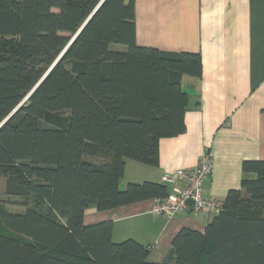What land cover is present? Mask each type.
<instances>
[{"label": "trees", "instance_id": "16d2710c", "mask_svg": "<svg viewBox=\"0 0 264 264\" xmlns=\"http://www.w3.org/2000/svg\"><path fill=\"white\" fill-rule=\"evenodd\" d=\"M202 73L199 53L137 44L136 0H0V264H264V160L244 162L257 179L162 263L115 242L112 222H84L169 196L121 182L128 160L152 166L158 142L186 132L182 81Z\"/></svg>", "mask_w": 264, "mask_h": 264}, {"label": "crops", "instance_id": "0c3cea01", "mask_svg": "<svg viewBox=\"0 0 264 264\" xmlns=\"http://www.w3.org/2000/svg\"><path fill=\"white\" fill-rule=\"evenodd\" d=\"M136 40L162 51L199 53L203 73L182 81L186 132L158 142L154 165L132 161L122 187L163 183L177 170L197 168L210 151L214 172L204 196L223 203L242 181L257 179L244 162L264 160V0H136ZM155 201L104 212L90 207L84 222H112L115 242L136 240L152 249L151 262L162 263L182 229L205 233L216 216L206 211L155 216Z\"/></svg>", "mask_w": 264, "mask_h": 264}, {"label": "built area", "instance_id": "2783aa9c", "mask_svg": "<svg viewBox=\"0 0 264 264\" xmlns=\"http://www.w3.org/2000/svg\"><path fill=\"white\" fill-rule=\"evenodd\" d=\"M214 172V159L210 151L201 157L197 168L177 170L164 178L168 185L182 184L175 187L166 199L155 201L152 213L155 216H166L170 219L183 211L193 213L206 211L209 214H218L222 204L204 196V185ZM192 201L193 205L189 202Z\"/></svg>", "mask_w": 264, "mask_h": 264}, {"label": "rangeland", "instance_id": "374dc122", "mask_svg": "<svg viewBox=\"0 0 264 264\" xmlns=\"http://www.w3.org/2000/svg\"><path fill=\"white\" fill-rule=\"evenodd\" d=\"M113 49L114 50H125V47H123V46H121V45H114L113 46ZM127 163H128V166H127V171H126V175H127V177L129 178L130 177V175H131V172H132V167H131V169H130V165H132V160H128L127 161ZM135 163V162H134ZM127 179V178H126ZM7 207V209L10 211V212H12V213H17V212H21L23 209L22 208H19V207H16V206H6Z\"/></svg>", "mask_w": 264, "mask_h": 264}, {"label": "water", "instance_id": "95a60500", "mask_svg": "<svg viewBox=\"0 0 264 264\" xmlns=\"http://www.w3.org/2000/svg\"><path fill=\"white\" fill-rule=\"evenodd\" d=\"M83 28H84V27H83ZM83 28H82V29H83ZM80 32H81V31H80ZM76 37H77V36H76ZM76 37H75V38H76ZM75 38H74V39H75ZM74 39H73V40H74ZM189 204H190V205H193V202L190 201Z\"/></svg>", "mask_w": 264, "mask_h": 264}]
</instances>
